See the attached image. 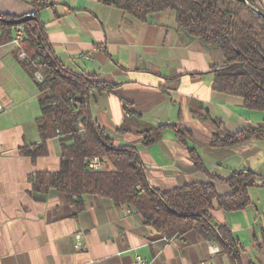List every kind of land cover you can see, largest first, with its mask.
Here are the masks:
<instances>
[{
  "label": "crops",
  "instance_id": "obj_1",
  "mask_svg": "<svg viewBox=\"0 0 264 264\" xmlns=\"http://www.w3.org/2000/svg\"><path fill=\"white\" fill-rule=\"evenodd\" d=\"M41 1L49 6L37 15L57 59L74 74L115 85L91 93L90 113L116 147L137 148L152 188L168 192L211 183L219 195H229L220 180L232 173L264 177L262 143L210 146L214 134L264 127V116L246 110L241 98L212 89L211 70L224 58L180 30L174 12L139 23L99 0H0V14L23 17ZM17 45L0 46V264H134L138 258L144 264H232L217 243L195 232L160 237L130 208L109 199L86 196L78 210L56 189H33L36 174L59 171L61 147L58 138L48 140L47 155L36 160L20 152L40 142L39 102L49 93H40L22 67ZM163 126L160 137L144 146L146 134ZM172 127L190 134L189 146L212 177L195 170ZM249 194L245 210L212 216L231 228L242 264H264V184Z\"/></svg>",
  "mask_w": 264,
  "mask_h": 264
},
{
  "label": "trees",
  "instance_id": "obj_2",
  "mask_svg": "<svg viewBox=\"0 0 264 264\" xmlns=\"http://www.w3.org/2000/svg\"><path fill=\"white\" fill-rule=\"evenodd\" d=\"M99 2L119 9L139 23H146L152 14L174 12L180 30L217 49L224 58L221 66L211 70L212 89L241 98L246 110L264 116V17L259 13L264 11L255 7V0H246L247 4L239 0ZM48 6L45 1L35 3L34 19L22 24L19 16L0 14V46L13 42L16 31L22 28L24 37L18 42L16 54L20 51L26 54L22 67L40 93H49L39 102L41 115L36 120V129L40 142L24 146L20 152L36 160L47 155L48 140L58 138L61 147L59 171L36 174L33 189L40 192L56 189L78 210L83 209L86 196L109 199L116 206L130 208L160 237L170 240L195 232L202 240L217 243L232 264H242L231 228L214 222L212 211L245 210L252 203L250 188L264 184V177L250 170L232 173L220 180L229 187V195H219L211 183L189 184L168 192L152 188L137 148L116 147L90 113L91 93L110 91L115 85L74 74L57 59L37 15ZM36 74L41 75L42 81L35 79ZM214 124L221 129L219 122L214 121ZM165 128H156L154 135L148 132L143 145L151 146ZM173 132L178 142L187 148L195 170L212 177L199 153L189 146L190 134L175 128ZM251 141L264 145V127H249L223 136L214 134L210 146L232 148ZM94 156L108 158L112 168L101 172L88 170L84 159Z\"/></svg>",
  "mask_w": 264,
  "mask_h": 264
},
{
  "label": "built area",
  "instance_id": "obj_3",
  "mask_svg": "<svg viewBox=\"0 0 264 264\" xmlns=\"http://www.w3.org/2000/svg\"><path fill=\"white\" fill-rule=\"evenodd\" d=\"M23 37L24 35H23L22 28H19L14 35L13 41L15 43H18L19 41L23 39ZM18 55L21 61H24L25 59H27V56L23 51H20ZM35 79L37 81H42V77L40 74H36ZM84 162L87 166V169L93 172L108 171L109 169L112 168L110 161L106 157H100V156L88 157L84 159ZM210 250L215 251L216 249L214 247H210ZM144 263L145 261L139 258L134 262V264H144Z\"/></svg>",
  "mask_w": 264,
  "mask_h": 264
},
{
  "label": "water",
  "instance_id": "obj_4",
  "mask_svg": "<svg viewBox=\"0 0 264 264\" xmlns=\"http://www.w3.org/2000/svg\"><path fill=\"white\" fill-rule=\"evenodd\" d=\"M241 3H243V4H247V2H246V0H239ZM260 13V15H262L263 17H264V12H259ZM34 19V14L33 13H31V14H29V15H25V16H23V17H21L20 19H19V23H26V22H28V21H30V20H33Z\"/></svg>",
  "mask_w": 264,
  "mask_h": 264
},
{
  "label": "rangeland",
  "instance_id": "obj_5",
  "mask_svg": "<svg viewBox=\"0 0 264 264\" xmlns=\"http://www.w3.org/2000/svg\"><path fill=\"white\" fill-rule=\"evenodd\" d=\"M256 1V4H255V7L259 8V10H262L264 11V3L262 0H255Z\"/></svg>",
  "mask_w": 264,
  "mask_h": 264
},
{
  "label": "bare ground",
  "instance_id": "obj_6",
  "mask_svg": "<svg viewBox=\"0 0 264 264\" xmlns=\"http://www.w3.org/2000/svg\"><path fill=\"white\" fill-rule=\"evenodd\" d=\"M263 1V3H264V0H262Z\"/></svg>",
  "mask_w": 264,
  "mask_h": 264
}]
</instances>
